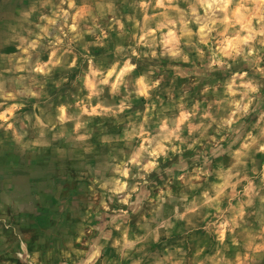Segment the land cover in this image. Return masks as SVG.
I'll use <instances>...</instances> for the list:
<instances>
[{
	"label": "clouds",
	"instance_id": "obj_1",
	"mask_svg": "<svg viewBox=\"0 0 264 264\" xmlns=\"http://www.w3.org/2000/svg\"><path fill=\"white\" fill-rule=\"evenodd\" d=\"M37 5L41 10L48 8L50 14L41 12L30 29H11L12 34L0 44L3 47L18 42L19 49L10 57L0 56L9 64L0 68V127L11 129L15 140L22 142L29 129L38 130L42 137L45 130L52 132L59 126L53 138L70 137L87 154L92 151L87 143L92 133L86 127L88 120L82 119L85 114L89 118L113 117L123 124L122 136L107 138L110 150L103 166H89L90 191L98 201L91 215H109V206L114 202L131 206V196H139L140 189L150 183L151 173H171L172 168L164 167L165 162L197 145L203 149L211 144L215 154L226 153L231 158L227 168L221 165L210 173L205 165L211 156L202 150L200 166L191 173L187 165L179 169L181 175L175 179L190 191L200 189L199 195L191 199L185 192L174 195L167 186L171 179L165 186H157L152 214L138 224L145 229L144 235H130L121 223L111 224L105 244L111 240L119 259L105 257L101 264H120L125 258L131 264H141L143 256L131 259L130 253H142L148 238H157L161 228L167 235L174 220L191 224L193 217L206 221L205 230L215 233L218 255L230 246L237 251L231 260L220 255L219 260L193 258L191 264H206V260L213 264H253L259 255H264V213L256 228L245 218V209L254 200L264 208V166L259 170L247 167L249 163L255 165L257 153L264 154V106L257 107V101L264 96V0H131L132 13L120 18L115 14L114 0H80L79 5L77 0H36L32 11ZM109 14L111 21L104 26L102 21ZM126 23L131 28H126ZM53 29L55 35L49 38ZM112 30L127 40L114 45L110 59L107 55H89L88 44L83 52L73 51L75 43L86 34L96 37L94 44L105 47ZM41 50L48 53L47 61L40 59ZM58 66L79 67L80 74L72 83L81 84L87 94L76 95L75 103H61L54 118L47 122L35 112L23 114L24 126L17 131L14 125L25 98L39 100L41 77H49ZM180 67L192 77V86H199L197 98H191L187 88L177 90L173 86ZM66 82L67 77H62L56 86ZM141 97L142 110L121 117ZM117 98L119 102H113ZM32 107L42 111L38 103ZM67 122L74 125L71 132L64 127ZM209 129H213V135H208ZM105 139L101 137V142ZM119 141H123V147L115 146ZM237 141L240 143L233 148ZM221 142H226L227 147ZM209 175H215L219 182H209ZM166 200L172 212L165 219L161 213ZM201 209L209 211L202 215ZM118 215H124L123 211ZM150 223L155 227L150 228ZM94 227L83 224L78 230L77 242L83 240L89 248L88 252L78 253L84 257L79 264H96L101 257L100 247H94L90 238L85 239ZM113 230L120 235L112 237ZM226 232L230 243H225ZM203 251V247L199 248L195 256ZM175 253H180L181 259L172 262L174 253H169L158 264H184L183 250L176 248Z\"/></svg>",
	"mask_w": 264,
	"mask_h": 264
},
{
	"label": "rangeland",
	"instance_id": "obj_2",
	"mask_svg": "<svg viewBox=\"0 0 264 264\" xmlns=\"http://www.w3.org/2000/svg\"><path fill=\"white\" fill-rule=\"evenodd\" d=\"M79 3L80 0H77L78 5ZM114 3L118 18L133 11L129 6L131 0H114ZM34 4L36 0H0V44L12 34L11 29H30L41 12L50 14L48 8L41 10L38 5L36 11H32ZM110 21L111 14L103 19L102 24L107 26ZM43 23L41 22L42 25ZM59 26L60 21H57L56 27ZM125 27L131 28V25L126 23ZM54 35L55 29L49 32V38ZM95 39V36L86 34L82 40L75 43L73 51L83 52L84 46L88 44L89 55L97 58L107 55L110 59V51L114 45L123 43L127 37H118L117 32L112 30L108 34L105 47L94 44ZM17 43L12 42L0 47V56L7 58L17 54L19 52ZM40 59L47 61L48 53L41 50ZM77 63L80 64L81 60L78 59ZM164 63L167 64V61ZM7 66H9L7 59L0 60V68ZM84 67H87L86 61ZM80 71L79 67L66 69L58 66L49 77H41L40 82L43 84L41 97L39 100L35 97L25 98L24 107L18 110L21 116L14 128L17 131L23 128L25 113L32 115L35 112L36 115H40L41 120L47 122L48 118H54L56 109L61 103H75L76 95H86V88L79 83L75 86L72 83ZM177 71L180 74L173 86L177 90L187 88L190 97L197 98L199 86H192V77L187 74L184 67L178 68ZM6 75L11 76L12 73ZM65 76L67 82L57 87L56 82ZM105 99H109L107 94ZM113 102L118 103L119 99ZM37 103L42 111L33 109L32 105ZM143 104V97L134 100L133 108L121 113V117H127L136 109L142 110ZM92 106H95V102ZM262 106H264V96L257 101V107ZM82 119L88 120L86 127L92 133L87 142L92 146V151L87 154L74 144L70 137L54 139L53 132L60 131L59 126L52 132L45 130V135L42 137L39 136L38 130L29 129L28 135L22 142L15 140L11 129L0 127V264H79L84 257L78 253L89 251L83 240L77 242L78 230L83 224L95 226L85 239L90 238L94 241V247H100L101 257L96 260V264H101L105 257L119 259L118 252L111 247V240L105 244L111 224L121 223L122 227L126 226L129 229L130 235H144L145 229L138 227V224H143L145 218L151 216L154 198L159 191L157 186L163 187L171 179V184L167 186L171 188L173 194L179 195L185 192L191 199L192 196L199 195L200 189L190 191L183 182L175 179L176 176L181 175L179 169L182 166L187 165L189 173L193 168L200 166L203 163L202 156H199L202 150L204 154L211 156L210 163L205 165L210 173L221 165L227 168L231 163V158L226 153L215 154L211 144H207L203 149L197 145L191 150L173 155L170 161L165 162L164 167L172 168L171 173L161 172L159 175L155 172L151 173L150 183L140 189L139 196L137 194L131 196L130 200L133 202L131 206L114 202L109 206V215H91L98 201L94 200L90 191L89 166L93 169L103 166L106 154L110 150L107 138L122 136L124 125L118 124L113 117L89 118L85 114ZM2 123L3 121H0V124ZM64 127L71 132L74 125L72 122H67ZM80 132L83 134V130ZM213 134V129H209L208 135ZM101 137L106 138L104 142H101ZM239 143L240 141H237V145L233 148ZM221 145L227 147L226 142H221ZM115 146L123 147V141H119ZM254 159L255 165L249 163L247 165L249 169L255 166L259 170L264 166V154L257 153ZM207 179L209 182H219L215 175H209ZM203 186L206 187L207 184ZM133 208L138 210L133 211ZM120 211H123L124 215H118ZM180 211L183 209L181 208ZM200 211L204 215L209 210ZM171 212L172 205L166 200L161 218L166 219ZM262 213L264 208L260 207L258 200H254L253 205L245 209V218L253 228H256ZM205 222L198 217H193L191 224L174 220L173 227L167 229V235L164 228L159 229V236L157 238L150 236L145 242L142 253H130L131 259L143 256L141 264H158L163 261V257L174 253L172 256L174 262L181 259V254L175 253L176 248L183 250L184 264H191L193 258L205 260L213 257L219 260L220 255L228 260L234 259L237 249L231 246L217 254L219 242L215 238V233L210 234L205 230ZM149 227L154 228L155 224L150 223ZM110 235L118 237L120 233L113 230ZM225 243H230L227 232ZM201 247L204 251L199 256H195ZM172 262H164V264H172ZM120 264H131V261L125 258ZM206 264H213V261L206 260ZM253 264H264V255H259Z\"/></svg>",
	"mask_w": 264,
	"mask_h": 264
}]
</instances>
